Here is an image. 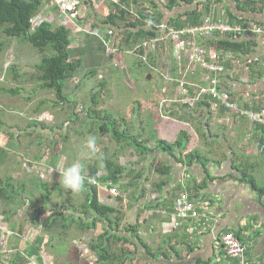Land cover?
<instances>
[{
  "label": "crops",
  "instance_id": "1",
  "mask_svg": "<svg viewBox=\"0 0 264 264\" xmlns=\"http://www.w3.org/2000/svg\"><path fill=\"white\" fill-rule=\"evenodd\" d=\"M133 1L128 0L131 11L139 5L149 13L154 10L152 1L159 4L158 6L165 3V0H136V4L133 5ZM224 1L223 4L233 10L234 5L229 0ZM203 3L206 5L204 0H197V4L195 3L192 8H196L200 13L203 9L211 10L212 17L218 19V14L213 13L223 7V4L209 3L206 9ZM111 4L125 6L126 3L125 0H118L100 6L90 4L88 0H78L77 21L89 23L94 29L102 32L103 37L110 41L113 47L118 48L126 56L136 58L135 55L124 53L119 43H115V37L112 35L120 37L119 31L109 34V30L99 23L103 21L101 18H106L110 13ZM199 5L202 7L199 8ZM180 8L185 10L184 6ZM40 13L52 19V22H57L56 2L46 0ZM235 15L238 19L230 20L226 16V21L242 27L250 22L264 26V12ZM173 16L176 17L175 13ZM202 17L201 15L200 22ZM241 18L249 20L239 23ZM185 19L183 16L180 21ZM167 21L168 19L164 18V26L173 29L174 27L166 26ZM68 28L71 36H74L73 39H76L75 35L79 36V33H82L74 27ZM213 34L198 40L199 44L206 49L215 50L209 43V40L213 39ZM240 40L251 49L250 52L245 51L247 54L240 51L233 53L229 50L226 52L215 50L220 53L219 55H223L221 57L226 69L220 89L236 101L239 108L256 112L264 108V40L256 35L242 36ZM71 49L78 52L77 48ZM120 52L113 57L115 60ZM101 54L103 57L106 55L105 52ZM148 61L151 67L155 68L156 71L153 70L155 72L158 71L156 67L159 62L162 64L161 69H165L166 75L163 78L166 81L161 90L164 94L162 97L159 94L157 103L159 112L163 109L166 116H163L161 123L149 132L148 139L144 140L145 144L149 148H154L155 140L174 143L180 132L186 134L187 143L183 151L174 148L171 152L173 156L160 148L153 149L146 155L137 156V165L133 164L128 170L129 180L125 186H120L121 177L116 181L105 180L113 187L119 185L122 192L127 193V199L122 200L118 195L115 198L118 200L117 203L106 204L124 212L120 225L128 227L129 232H122L120 228L118 232L127 242L115 245V249L123 248L127 251L122 264H238V260L228 257L222 245L216 242V237L222 233H232L243 243L246 264H264V187H258L255 181V175L264 180V169L260 173V167L264 168V133L258 131L264 127L254 126L245 119L234 118L217 106L215 100L209 96L202 97L193 106H189L194 112L192 115L182 114V111L179 113L186 104L183 103L181 96L179 99L171 97L172 93L178 94L176 81L184 78L186 81L184 88L186 90L189 88V94L192 95L193 89L188 85L202 84L201 70L194 66L189 68L185 53L178 52L171 45L167 53L160 50L151 52ZM161 74L160 72L159 75ZM93 97L94 95L91 96ZM202 100L206 101L209 108L197 107L196 104ZM99 116L101 118L97 117L98 120L103 121V116ZM137 130H134L133 134H137V138L143 141L144 137L138 134ZM151 135L154 137L151 138ZM117 148L120 149L118 145ZM155 152L163 158L156 166L147 164V160L155 157ZM192 152L197 154L189 155ZM174 157L181 159L182 162H178ZM163 168L166 169V175L161 173L164 171ZM105 177L101 174L100 180L103 181ZM85 184L87 183L84 182V186ZM182 193H186L194 204L199 214L196 218H171L174 201ZM63 194L65 199L70 192ZM107 196L110 194L107 193ZM103 202L107 203L105 200ZM174 224L177 225L171 228L170 225ZM86 233L87 231L82 232L81 237L86 236ZM78 250L81 257L86 256L84 264H89L88 258L89 260L96 258L95 254L90 252L89 244L81 245ZM39 256V264L41 261L44 264L41 254Z\"/></svg>",
  "mask_w": 264,
  "mask_h": 264
},
{
  "label": "rangeland",
  "instance_id": "2",
  "mask_svg": "<svg viewBox=\"0 0 264 264\" xmlns=\"http://www.w3.org/2000/svg\"><path fill=\"white\" fill-rule=\"evenodd\" d=\"M102 2L105 4L112 1L102 0ZM89 3L91 4L90 1ZM96 4L103 6L98 1ZM201 7L202 5H199V8ZM138 11L147 12L148 10L138 5L131 12L135 16ZM216 11L212 13L218 14V18L226 19L223 7ZM210 12L211 10L203 9L202 16L212 15ZM35 19L36 17L31 20V23L44 20L45 16L41 15L40 19L37 18L34 22ZM211 19H213L212 16ZM83 34L75 35L76 39L71 36L70 48L78 50V52L73 51V58L78 57L82 61V66L72 78L65 81L63 88L65 101L61 104L56 100L53 92L41 89V84L36 80L34 66L40 62L41 54L26 42L17 38L8 40L0 32V43H5L4 51L0 53V179L5 181L10 178L11 184L15 187L13 196H9L8 199H6L7 193H4V200L0 202V215L5 218L2 211L7 212L9 207L10 209L14 207L13 204L20 192L21 199L25 201L23 207L17 208L14 215L10 217V221H5L6 230L16 233L17 236L0 233V264H8V259L17 252L25 253L26 264H32L33 257L29 258L26 254L30 249L29 246L40 236L44 237L46 243L54 232H44L42 225L44 219L52 213L51 210L65 212L64 207L60 206L65 199L63 195L58 198L55 189L57 187L62 189L60 188L62 187L61 174L68 165L79 162L87 167L83 166V169H86L83 170L85 180L92 178L89 170L93 167L101 170H97L95 175L106 176L105 164L99 160L101 155H106L112 158L107 160L127 170L120 180V186H125L128 182V170L133 164L137 165L138 155L132 148L125 146L122 149L117 148V143L112 142L109 134L100 136L94 132L87 133L91 125L90 120L96 116V112L103 117L110 116L113 120H117L120 131L124 128L121 120L132 134L133 130L139 129L137 133L144 137L143 140L148 139L149 132L161 123L163 116H166L163 109L159 112L157 103L159 94L160 97L164 94L161 90L166 81L163 78L166 75L165 69H161L160 62L156 67L158 71L151 72L146 64L139 63L143 62L139 58L126 56L118 48L115 54L107 56L105 53L103 57L99 51L91 52L90 46L93 44L86 42L85 34ZM113 36L115 43L121 46L120 49L127 50L123 48L125 35ZM118 52L120 55L117 60L111 59ZM16 72L18 74L15 78ZM91 72H94V75H91ZM160 72L161 75H159ZM16 91L18 92L14 94ZM173 94H171L172 98L179 99L178 94ZM92 95H94V100L91 98ZM150 104L151 106H148ZM110 117L109 121H112ZM90 136L96 138L97 148L100 150L95 156L89 155L86 147V141ZM127 136L128 134H125L118 138L125 141ZM154 154L155 157L150 161L147 160V164L156 166L163 158L156 152ZM263 169L260 167V173ZM255 181L258 187H264L262 178L255 175ZM41 184H45L48 188L50 205L45 206L44 213L39 218L40 223L34 226L32 223L33 206H42L39 196L41 193L46 194L42 191ZM116 188L117 195H120L118 198L127 199L126 191L122 192L119 185H116ZM79 195L72 192L65 197L68 199L72 197L75 201L73 202L74 210H78L76 207L78 201L83 202L84 196ZM98 197L110 202L105 191L99 192ZM67 206L70 208V205L67 204ZM102 227L98 223L91 231H87L86 236L82 235L83 239L81 236L80 238L75 236L74 242L69 244L70 255L66 261L71 264H84L86 256L81 257L78 248L83 244L87 246L91 240L100 236ZM50 249L51 247L41 246L39 255L41 254L43 263L61 264L60 258L51 255ZM89 259H87L89 264L96 262V258Z\"/></svg>",
  "mask_w": 264,
  "mask_h": 264
},
{
  "label": "trees",
  "instance_id": "3",
  "mask_svg": "<svg viewBox=\"0 0 264 264\" xmlns=\"http://www.w3.org/2000/svg\"><path fill=\"white\" fill-rule=\"evenodd\" d=\"M223 1L224 0H204L206 5L203 4L207 9L208 3L223 4ZM229 2L234 5L233 10L226 4H223V8L225 16L230 20L238 19L235 13L238 15L245 13L262 14V12H264V0H229ZM45 3L46 0H0V32L3 33L8 40L17 38L26 42L41 54L42 57L40 62L34 66L36 80L41 84V89L53 92L56 96V100L62 104L65 101L63 96L64 83L75 75L82 66V61L78 58H73V51L70 48L72 40L69 28L50 22H42L35 27L32 26L31 20L42 11ZM125 3V6L111 4V11L108 16L104 18L102 22H99L102 27L107 28L111 33L119 31L120 34L125 35L123 48H131L144 40L155 37L159 33L157 27L164 25V18L168 19L166 26L183 28L186 26L198 25L202 15L196 8H192L195 3L197 4V0H165L162 6H158L159 4L152 1L151 3L154 10H152L151 13L138 11L135 16H133L131 12V5L128 0H125ZM135 4L136 0L133 1V5ZM181 6H184L185 10L180 8ZM174 13L176 17L173 16ZM183 16L186 17V19L180 21ZM248 20L249 19L241 18L238 22L242 23ZM242 36L254 35L249 33L237 35L215 33L213 34V39L209 40V43H211L212 47H214L213 49L217 51L226 52V50H229L233 53L240 51V53L247 54L245 51L250 52L251 49L248 44L240 40ZM85 41L93 44L90 46L91 52H104V44L98 39L85 35ZM4 47L5 43H0V53L4 51ZM119 47L121 48V46ZM242 49H244V51H242ZM139 63L142 64L143 62ZM91 73V75H94V72ZM17 74L16 72L15 78ZM17 92L18 91L14 92V94ZM92 99L94 100L95 98L93 97ZM40 104L43 105V103ZM196 105L198 108H209L205 100H202ZM181 111L182 114L187 115H192V113H194L192 108L187 105L180 109L179 113H181ZM95 114L96 116L90 121L91 125H89L87 133L92 134L94 132L100 136L109 134L113 143H117V145L120 144L118 145L120 149L124 146L132 148L136 154H139L138 156L146 155L152 152L153 149L159 148L166 151L168 155L173 156L171 152L174 151V148H178L180 151L185 149L187 140L184 132L179 133L178 139L172 145L162 140H155V147L149 148L144 140L141 141L137 138V134L135 135L130 132L123 120H121V123H123L124 128L120 131L117 120H113L111 117L112 121H109V117H102L103 121L102 119L98 120L97 117L100 116L97 112ZM258 131L264 133V128ZM125 134H128L125 138L126 142L118 138ZM153 137L154 135H151V138ZM191 154L195 155L197 153L192 152L189 155ZM107 159L112 158L106 155H101L99 158L102 164H105L106 177L102 180L112 179L116 181L118 178H122L127 170L125 171V169L117 164L114 165L111 160ZM176 160L180 163L182 162L179 158H176ZM163 170L164 171H161V173L166 175V169L163 168ZM96 171L97 167H93L89 170L90 176H94ZM40 186L42 191L46 192V194L41 193L39 196L43 204L42 206H33L34 216L32 223L34 226H38L40 223L39 218L43 215L45 206L48 207L50 205L48 188L45 184H41ZM60 188L62 189L58 187L55 189L58 198H61L62 195H64L63 193H67V191L72 194V192L65 189L63 185ZM14 192L15 187L11 184L10 178H7L5 181L0 179V202L4 200V193H7L6 199H8L9 196H13ZM83 193L84 201L82 205L78 202L76 206L78 210L73 209V202L75 201L72 197L70 199L65 198L64 203L60 205L64 207L65 212L51 210L52 213L49 217L44 219L42 225L44 232H54L44 244V237H37L32 245L29 246V251L26 252L29 258L36 257L35 261L37 264L40 263L39 252L41 250V245H45L47 248L51 247L49 250L51 255L55 258H60L61 264H67L70 255L69 244L74 242L75 239L73 238L75 236H81L80 234L84 231L93 229L98 223L103 226L102 233L89 243L90 252H93L96 257L95 264H118L119 262L122 264L123 259L127 256V251L123 248L115 249V245L118 243L125 244L127 242L126 238L118 233L119 228L122 232H129L127 226L120 225L124 212L117 208L100 204L98 199L99 191L94 186L85 184L83 192L79 194L82 195ZM24 203L25 201L21 199L20 192L18 199L15 201V204H13L14 207L10 209L7 205L9 207L7 212L4 210L2 211L5 215V221H10V217L14 215L17 208L21 209ZM67 204H71L70 208H68L69 206H67ZM72 229L73 231H71ZM26 261L27 257L25 253L17 252L8 259L7 263L26 264Z\"/></svg>",
  "mask_w": 264,
  "mask_h": 264
},
{
  "label": "built area",
  "instance_id": "4",
  "mask_svg": "<svg viewBox=\"0 0 264 264\" xmlns=\"http://www.w3.org/2000/svg\"><path fill=\"white\" fill-rule=\"evenodd\" d=\"M91 4H96L100 2L103 4L102 0H89ZM112 2H118V0H111ZM58 8V16L56 18V24L60 26L74 27L84 33L89 37H94L104 44V52L108 55L115 54L118 50L113 47L111 42L103 37L102 32L94 29L89 23H79L77 21L78 9L76 7V0H54ZM41 13L36 16L34 22L37 18L40 19ZM212 15L206 14L201 22L195 26H186L183 28H173L168 29L164 25L158 26L159 33L150 39L144 40L143 42L134 45L130 50L124 51V53L135 55L143 63L147 64L149 68L153 71L148 62L149 55L154 51H162L167 53L170 45L177 49L178 52L182 51L185 53L186 61L189 65L198 67L201 70L202 77L200 85H188L192 87V95L189 94V88L187 90L184 88L186 81L184 78L176 81L178 85L176 89L178 90L179 96L183 97V103L187 106H193L195 102L199 101V98L209 96L215 100V104L222 108L227 113H230L234 118L245 119L252 123L254 126L264 127V108L259 111H249L241 109L238 107L236 101H233L230 96L220 89L222 78L226 72L225 66L223 64L222 57L215 50L206 49L198 40L203 37L212 35L213 33L219 34H241L249 33L256 35L264 40V26L256 24L254 22L248 23L246 26H238L229 24L225 18L220 17L218 19H211ZM42 22L52 23V19L47 16L44 20H40L37 23H32L35 27ZM111 34L110 31H108ZM113 59V56L111 57ZM156 71V70H155ZM165 102V101H162ZM99 175H97V178ZM97 178L89 179L88 182L91 186L97 187L100 192L109 193L108 197L110 202L104 203L102 199L100 201L104 204L116 203V188L111 186L110 182L101 184ZM171 218L187 219L188 217L196 218L199 214L197 213L194 204L190 201L189 196L186 193L180 194L174 201L172 207ZM4 216L0 215V233L2 235L11 234L17 236L16 233H11L7 231L5 227ZM177 224L170 225V227H175ZM216 242L222 245L225 254L233 259L238 260V264H246L244 259L245 246L243 243L232 233H222L216 237ZM80 247V246H79ZM32 259V258H31ZM30 259V260H31ZM32 264L35 262V258L32 259ZM30 264V263H27Z\"/></svg>",
  "mask_w": 264,
  "mask_h": 264
},
{
  "label": "clouds",
  "instance_id": "5",
  "mask_svg": "<svg viewBox=\"0 0 264 264\" xmlns=\"http://www.w3.org/2000/svg\"><path fill=\"white\" fill-rule=\"evenodd\" d=\"M52 24H56V23L52 22ZM130 49L131 48H128L127 50H130ZM127 50H124V51H127ZM86 147H87V150H88V154L89 155L95 156L100 151L97 148L96 138L95 137H92V136H90L87 139V141H86ZM100 176L101 175H99V177L97 178V174H96L94 177L92 176V178H97V180H99V182L101 184L106 183L105 181H101L100 180ZM92 178H89V179H92ZM88 180H85V177L83 175V165L81 163H79V162H73L72 164L68 165L67 167H65L63 169V172L61 174V183H62L63 187L65 189L70 190V191L75 192V193H80L81 191H83V189H84V182L91 186V184L88 182ZM98 191L100 192L99 189H98ZM98 199H99V203L100 204L106 205V204H104V203H102L100 201V198L99 197H98ZM117 202L118 201L116 200V203ZM4 221H5V219H4Z\"/></svg>",
  "mask_w": 264,
  "mask_h": 264
}]
</instances>
